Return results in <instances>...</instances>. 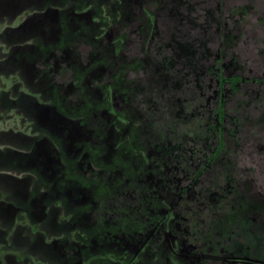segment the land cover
Wrapping results in <instances>:
<instances>
[{
    "label": "flooded vegetation",
    "instance_id": "af4514ba",
    "mask_svg": "<svg viewBox=\"0 0 264 264\" xmlns=\"http://www.w3.org/2000/svg\"><path fill=\"white\" fill-rule=\"evenodd\" d=\"M58 1L19 49L32 57L18 69L43 63L25 79L37 101L19 105L30 128L6 134L35 158L29 186L5 187L13 264H264V73L238 52L248 9L114 0L110 31L68 39L63 17L91 14Z\"/></svg>",
    "mask_w": 264,
    "mask_h": 264
},
{
    "label": "rangeland",
    "instance_id": "374dc122",
    "mask_svg": "<svg viewBox=\"0 0 264 264\" xmlns=\"http://www.w3.org/2000/svg\"><path fill=\"white\" fill-rule=\"evenodd\" d=\"M45 1L49 2L51 0ZM45 1L0 0V233H5L0 241V260H6L9 264H13L22 256L20 248L11 244L12 237H15L14 234L19 232L17 227L20 228L21 225L18 224L11 206H9V214L3 212L2 206L5 205L3 202L5 200L17 201L16 196L18 195L12 190L7 191L5 187L7 186L6 183L9 185L15 184L17 189H22L25 184L29 186V180L34 174L32 164L35 162V158H33L30 148L24 150L16 143H14L16 145L8 143L6 134L17 135L20 134L19 132L30 128L29 119L24 121V118L27 117H25L19 105L21 103L27 106L32 105L38 99L34 92L28 90L29 88L25 86V79L29 75L28 72L35 73L34 67L35 65L39 66L38 61L41 60H37L39 55L34 54V58L29 60V66L27 64V70L24 72L23 68L18 69L20 67L18 65H23L22 60L26 56L32 57V52L20 55L19 49H21V45L28 44L29 39L34 34H38L35 30L37 25L45 26L52 21L49 18V14L52 12H45L43 9ZM63 2L64 0H59L58 4H63ZM226 2L229 7L234 9L238 8L241 11L244 8L248 9L246 13L247 21L244 24L242 17H237L239 25L246 31L243 40L240 41L238 52L240 56L249 58V66L254 72L264 73V0H226ZM73 8L75 11L83 9L90 12L89 20L92 21V24L90 26L86 25L88 20H85L86 22L79 20L80 17L77 16H73L71 19L62 16L67 21L66 26H68V31H64L68 35H63L64 37L71 39L74 34L83 35V31L89 34L91 28L99 29V25L102 26L103 24L102 27L106 30L110 31L113 28L114 0H90L89 2L83 0L81 4H77ZM39 19L42 21H38ZM76 22L81 26L75 24ZM56 39L59 40L58 45H61L62 41L65 40L60 32ZM76 42H79V38L75 36ZM41 62L43 63V61ZM45 69H47V66H45ZM47 71L42 70V72ZM29 83L31 84V80H29ZM45 83L46 89H48L47 95H49L50 80ZM46 99V103H49V97ZM40 106L36 109L38 110ZM13 141L16 142L17 139L13 137ZM24 169L26 171L23 172ZM31 174L32 176H30ZM6 217H10L14 224H4ZM7 241L10 244L6 245Z\"/></svg>",
    "mask_w": 264,
    "mask_h": 264
}]
</instances>
